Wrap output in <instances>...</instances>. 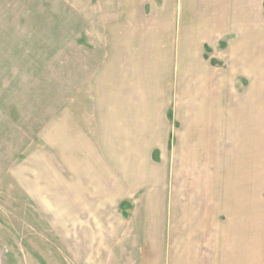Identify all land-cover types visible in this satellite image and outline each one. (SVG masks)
Wrapping results in <instances>:
<instances>
[{
    "label": "rangeland",
    "instance_id": "obj_1",
    "mask_svg": "<svg viewBox=\"0 0 264 264\" xmlns=\"http://www.w3.org/2000/svg\"><path fill=\"white\" fill-rule=\"evenodd\" d=\"M216 1L0 0V264L126 256L137 212L85 200L103 157L136 161L145 208H239L264 232V0Z\"/></svg>",
    "mask_w": 264,
    "mask_h": 264
},
{
    "label": "crops",
    "instance_id": "obj_2",
    "mask_svg": "<svg viewBox=\"0 0 264 264\" xmlns=\"http://www.w3.org/2000/svg\"><path fill=\"white\" fill-rule=\"evenodd\" d=\"M216 2H222L224 6V2L227 1L217 0ZM228 23L229 21L226 24ZM63 129L75 131L69 124ZM127 154L130 160L133 153L128 152ZM103 160L105 157L99 160L98 166L94 161L93 166L88 167L87 163L86 169H92V171L99 169L100 172L103 167L115 166L116 170L111 173L109 179H104L105 188L103 190L101 189L98 194L95 193L96 196L85 197V200L97 202L108 198L109 193L111 206L118 202V206L126 205V209L119 211L111 208L103 211L102 208H93L90 216L101 217L103 213L109 212L110 217H116L118 214L124 215L123 218L126 221L134 216L135 212H137V217L139 216L135 231L132 225L126 227L128 234L134 232L136 234V241L127 242L126 248L129 250L128 253L135 249L136 254L133 255L132 252V256H129L127 253L124 258L110 256L108 262L104 264H263L264 232L261 219H247L245 210L239 208L213 212L192 208L168 209L166 208L167 200L164 197L158 202L157 208L156 205L145 208V176H142V182H133L132 179L134 168H138L136 161L130 160L131 163L127 165H119L117 158L109 157L108 159L107 157V163H104L106 166L101 164L99 167ZM144 167L145 161L140 168ZM85 172L71 169L68 177L73 182L77 180V173L85 174ZM87 174L91 176V173L86 172V176ZM99 182L102 183L100 179ZM138 184H143V187L137 197L133 193L136 190L135 185ZM118 185L125 187H120L121 190H119ZM133 200L137 201L138 209H133L135 205ZM131 201L133 202L132 207L129 205ZM78 213L81 214V211L79 210ZM180 216L181 219L175 224L177 221L175 219ZM151 217H157V223L151 224ZM112 226L111 221L110 236L114 238L112 235L115 232ZM110 247L112 248V245Z\"/></svg>",
    "mask_w": 264,
    "mask_h": 264
}]
</instances>
